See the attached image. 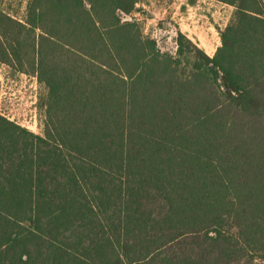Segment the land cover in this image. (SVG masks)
Listing matches in <instances>:
<instances>
[{"label": "trees", "instance_id": "obj_1", "mask_svg": "<svg viewBox=\"0 0 264 264\" xmlns=\"http://www.w3.org/2000/svg\"><path fill=\"white\" fill-rule=\"evenodd\" d=\"M219 1L212 56L160 51L138 0L0 7L42 113L0 115V264H264V0Z\"/></svg>", "mask_w": 264, "mask_h": 264}, {"label": "rangeland", "instance_id": "obj_2", "mask_svg": "<svg viewBox=\"0 0 264 264\" xmlns=\"http://www.w3.org/2000/svg\"><path fill=\"white\" fill-rule=\"evenodd\" d=\"M27 0H0V7L15 16L24 15ZM138 0L131 14L144 37L152 38L162 52L175 54L178 31L208 56L220 46L219 30L231 20L235 7L219 0ZM215 45H218L215 47ZM207 46V53L205 47ZM214 49V51H212ZM183 59L182 64L192 63ZM41 90L36 77L0 62V115L28 131L41 133L42 113L37 107Z\"/></svg>", "mask_w": 264, "mask_h": 264}, {"label": "crops", "instance_id": "obj_3", "mask_svg": "<svg viewBox=\"0 0 264 264\" xmlns=\"http://www.w3.org/2000/svg\"><path fill=\"white\" fill-rule=\"evenodd\" d=\"M218 45H215V47H217ZM205 47V52L207 51V49H208V47L207 46H204ZM212 51H214V49L212 50ZM208 52V51H207ZM206 52V53H207Z\"/></svg>", "mask_w": 264, "mask_h": 264}]
</instances>
